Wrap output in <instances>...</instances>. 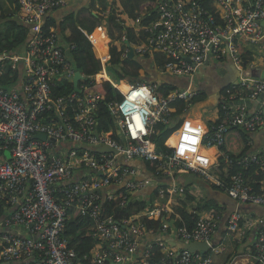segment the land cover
<instances>
[{
    "label": "built area",
    "instance_id": "1",
    "mask_svg": "<svg viewBox=\"0 0 264 264\" xmlns=\"http://www.w3.org/2000/svg\"><path fill=\"white\" fill-rule=\"evenodd\" d=\"M155 1L153 20H144V15L136 18L140 25L137 36L141 40L130 42L123 33L120 40L126 46L123 59L128 58L129 45L137 57L159 52L169 58L160 73L192 78L213 60L232 59L242 65L236 42L247 47L264 40V0H213L218 4L215 12L198 0ZM18 3L19 18L31 27L33 36L23 50L15 52L0 44V206L4 201L13 209L0 219V264H81L76 250L62 235L68 206L78 196H81L78 206L94 221L95 264H151L155 245L163 250L161 259L166 263L215 264L210 254L178 249L166 239L171 237L172 241L184 243L204 241L211 245L214 216H199L193 229L179 226L170 230L165 225L157 230L148 228L142 218L154 220L174 215L167 206L146 205L121 220L113 216L104 218L100 213L103 198H113L119 189L126 191L121 204L130 199L142 201L147 183L138 179L139 168L127 162L161 159V147L154 140L158 123L168 125L173 103L192 99L196 91L173 87L159 95L161 83L157 81L115 82V74L109 72L111 39L107 50L101 52L91 40L93 33L82 29L96 47L102 67L91 76L81 72L79 91L73 87L70 92L56 94L60 83L70 82L79 71L72 62L75 45L65 44L56 28L50 27L49 31L44 28L49 16L62 9L66 0H18ZM12 70H19L18 77L7 78ZM97 77L110 82L123 95L121 100L115 97L106 103L120 139L114 138L112 131L100 129L97 110L105 96L92 88ZM121 82H127L125 89L119 87ZM234 88L236 93L225 97L224 103V116L229 122L215 125L211 137L208 132L201 137L208 146L222 147L227 130L234 125L248 131L264 128V100L251 115L243 102L236 103L234 108L228 105L235 97L256 100L264 92V79L243 76ZM37 134H45L47 139H39ZM66 143L79 147H67ZM101 145L110 146L117 153L96 152L95 147ZM81 146L85 149L79 155ZM194 155L183 159L176 152L167 154L160 171L192 170L211 178L209 169L203 165L205 158ZM226 161L235 163L228 156ZM250 163L263 172L259 190L248 184L244 173L239 171L232 175L226 191L239 203L264 206V150L247 153L237 161L242 168ZM84 165L94 175L81 178L78 170ZM58 192L60 195L56 196ZM158 192L161 198L167 197L170 205L174 194H183L186 189L172 185L160 187ZM229 222L233 232L256 225L241 211L232 214ZM226 264H264V227L246 253L231 257Z\"/></svg>",
    "mask_w": 264,
    "mask_h": 264
},
{
    "label": "trees",
    "instance_id": "2",
    "mask_svg": "<svg viewBox=\"0 0 264 264\" xmlns=\"http://www.w3.org/2000/svg\"><path fill=\"white\" fill-rule=\"evenodd\" d=\"M9 1L11 9L5 10L0 0V44L9 51L15 52L26 46L30 34L32 33V29L24 23L21 18H19L20 7L18 0ZM198 1L203 2L206 7L215 12L213 0ZM97 3L99 6H96ZM155 8V0H91L86 6L76 11H72L62 20L59 34L65 44L75 45V49L72 53V62L75 64V67L86 76H91L99 72L102 65L96 47L83 33L82 29H85L92 34L101 26H108V34L111 38L109 49L111 55V59L109 61V72L114 73L117 78L125 80L128 79L132 83L147 80L149 81L150 78L146 71L142 69L140 62L130 59H121L124 49L126 48L125 44L120 41L123 33H126L130 42L138 43L141 38L137 36L133 28L126 27L118 15L127 14L131 18H137L140 15H144V20L148 21L153 20L156 17ZM44 26L46 31H49L50 27H54L56 28V31H58L57 23L52 16H49ZM68 29L70 30L69 33H67ZM98 33H103V30L99 29L93 34V36H96ZM236 46L241 55L242 66H249L255 60L252 51L245 47V45H243L240 41L236 42ZM147 57L154 58L156 68L160 71L164 70V63L169 60L167 55H163L159 52H156L153 56L147 55ZM129 66L131 67L130 69ZM18 75L19 70H12L9 73V76H13V78L18 77ZM119 87L121 89H125L127 87V82H121ZM173 87L176 86L169 83H161L158 94L160 95L166 91H170ZM92 88L97 92L103 93L105 96V99L97 110V118L99 120L100 129L103 131H112V136L120 139V135H118V132L116 131L114 118L111 115L106 103L115 97L121 100L123 95L115 89L110 82L100 77L96 78V83L92 85ZM72 89L73 83L64 81L60 83V88L57 89L56 94L67 93L72 91ZM234 93H236V88L230 86L224 89L222 96L228 97ZM199 96H194L190 100H176L173 103L174 111L171 113L170 123L168 125L162 122L158 123L156 127L157 134L154 136V140L162 146L160 150L163 155L173 151V149L163 146V142L178 128V125L180 126L181 123L183 124L186 110L200 100L201 97ZM224 103L220 106V117L224 116ZM219 121H217V123ZM212 126L213 123L209 122L208 127L211 128ZM210 134L211 133L209 132L208 135ZM226 134L225 142L222 146V152L226 154L225 160L228 156L229 158L234 159L235 163L229 165V163L226 162L227 165L230 166V171L227 174H224L222 168L225 165L222 161L224 157H222L219 163L214 167V173L220 174L222 179H225L223 180L225 184H228V188L231 183L232 175L242 171L247 183L252 185L254 189L259 190V183L263 179V172L259 169V167L254 163H250L248 166L243 168L241 165L237 164V161L248 153L250 148L249 134L243 128L238 126L229 128ZM79 149V155H81L84 148ZM160 160L161 159L157 160V162H146L149 169L152 172H155L157 176L162 175V172L157 169L159 165L158 161ZM187 172L189 173H186L185 176H190L192 174H196L198 176V173L195 171L189 170ZM125 193L126 191L124 189H119L116 192L115 199L101 201L100 213L102 217L108 218L109 216H113L117 220L129 218L131 215L137 213L141 210V208L147 205L144 201H136L133 199L121 204V199ZM58 195H60V192L56 194V196ZM58 200H60V197H58ZM195 201L196 196L192 194L190 189L183 194L176 193L173 196V202L177 203L176 205H178V208L183 209L182 217H178L176 215L165 217L163 215L154 220L142 218V222L148 228H154L157 230H161L165 225L166 227H169L170 230L179 226H185L188 229H193L199 219L198 213L203 210L211 212L213 208L211 201H201L198 204L197 210L188 212L187 207L192 205ZM80 202L81 196H78L75 201L68 206V219L65 223L66 225L62 235L68 239L69 246L76 250L81 264H95L94 248L96 239L93 235L94 221L89 214L83 213L82 209L78 206ZM11 210H13L12 206L6 205L4 201H2L0 206V219ZM163 255L164 252L160 246L155 245L150 259L151 264H172L170 262L166 263L162 261L161 258ZM207 255L208 253L204 256Z\"/></svg>",
    "mask_w": 264,
    "mask_h": 264
},
{
    "label": "crops",
    "instance_id": "3",
    "mask_svg": "<svg viewBox=\"0 0 264 264\" xmlns=\"http://www.w3.org/2000/svg\"><path fill=\"white\" fill-rule=\"evenodd\" d=\"M90 1L91 0H75L73 4H71L70 0H66V5L62 9H58L53 12V14H51L52 18L57 23L58 34L60 33V25L62 20L72 11H76L86 6ZM1 4L5 10L11 9L9 0H1ZM96 6H99L98 3L96 4ZM214 7H218V4L215 2ZM118 17L126 27L133 28L136 34L139 33L140 25L136 21V18H131L127 14H119ZM99 29L105 31L103 26ZM69 32L70 30L68 29L67 33ZM105 33H98L96 36H93L92 34L91 36L93 44H95V46L101 52H105L107 50L108 38L107 36H105ZM99 37H103L106 39L104 48H101L103 44L101 45L96 43V39ZM247 48L252 51L253 56L255 57V60L247 67L237 65L232 59H226L223 61L213 60L206 66L200 68V70L192 78L167 74L171 77L169 84L174 85L178 88H191L192 90L196 91L195 97L200 95L199 97L201 98L196 104L191 105V107L186 110L184 114L185 119L183 120L184 122L181 127L175 130L176 132L173 131V133L163 142V146L171 148L173 149V151L168 152L161 157V160L158 161L159 165L157 169L159 171L161 166L166 163L167 159L165 158V156L167 154L176 152L180 158L185 159L186 157L194 158V154L196 153L205 158L203 160V165L207 167L206 169H209L210 175L212 176L211 178L206 179L199 174L198 176L196 174L185 176L186 173L189 172H165L162 173L161 176H157L155 172H152L149 169L146 163L147 161L152 160L132 159L127 162L128 165L139 168L140 174L138 176V179L147 183V186L145 187L146 189H144V191L142 192V194L144 195L142 201L146 202V204L150 205L152 208L167 206L170 211L172 209L174 215L182 217L183 209L178 208V205H176L177 203L175 202H172L169 205L170 201L167 200V197L161 198L158 192V189L160 187H163L164 189L172 185L183 187L186 189V191L188 189L191 190L192 186L191 192L196 196V201L192 205L187 207L188 212L197 210L199 201L212 202V214H210L207 210H203L199 212L198 215L203 216L201 218H205L206 215L215 217L216 225L211 240V248L207 252L208 255L210 254L215 264H226L231 257L236 255H243L244 253H246L249 248L252 247L253 241L256 239L260 229L264 227V206L251 203H239L228 195L226 191L228 184H225V179L223 178V180L220 174H216L213 171L214 167L219 163L222 157H224L222 161L225 165L222 168L223 173L227 174L230 171V164L227 165V159L225 160L226 154L222 152V147H216L215 145L208 146L207 143H203L201 138L203 133L205 132H210L211 137L214 134L215 125L229 122V119L225 118V116L220 117V106L225 102V97L222 96L224 89L230 86H236L243 76L264 79L260 77V72L262 69H264V40L256 46L248 45ZM20 50H23V47ZM136 57L137 56L135 55V58ZM121 59L125 60L122 57ZM139 62L142 69L145 70L148 74L150 78L149 81H157L159 83H163L161 79L157 80L156 78H154L153 73L158 69L156 68L153 57L150 58L147 56H139ZM6 77L10 78L9 75H7ZM74 77L69 80L73 83V87ZM238 102H243L246 105V111L248 115L253 114L257 107L261 104L258 99L243 101V98L235 97L231 99L228 105L232 106L231 108H234L236 103ZM217 121L219 122L217 123ZM209 122L213 123V126L211 128L208 127ZM238 127L243 128L249 134L250 148L248 150V153L264 150V128L258 129L256 131H248L242 126ZM66 146L72 148L79 147L78 144L74 143H66ZM81 147L85 149L84 146ZM78 171L81 178L88 177V175L92 173V171L85 165ZM91 175H94V173H92ZM163 176H170L171 183L159 179ZM115 197L116 193L111 199H115ZM107 199L108 198H103L104 201ZM240 211L247 218H252L256 222V225L252 229H248L246 231L243 230L233 232L229 227V221L232 214ZM171 242L177 243V241L170 240V242L168 241V243L180 249L177 244H173Z\"/></svg>",
    "mask_w": 264,
    "mask_h": 264
},
{
    "label": "water",
    "instance_id": "4",
    "mask_svg": "<svg viewBox=\"0 0 264 264\" xmlns=\"http://www.w3.org/2000/svg\"><path fill=\"white\" fill-rule=\"evenodd\" d=\"M33 36V30H32V33L30 34V37L28 39V41L32 38ZM128 58L129 59H135V53H134V49L131 45H129V52H128ZM154 78H156L157 80L158 79H161L163 81V83H170V76L169 75H163L160 73L159 70H155L154 73ZM260 77L261 78H264V69L261 70L260 72ZM83 78V75L81 73V71H77L76 74H75V77H74V89L79 91V80ZM154 79V80H156ZM258 101H263L264 100V92L262 94H260V96L257 98ZM263 116H264V111H263ZM37 138L39 139H47V136L45 134H37L36 135ZM95 150L97 152H116L117 153V150H115L114 148L110 147V146H106V145H101V146H97L95 147ZM8 156H10V153H7ZM100 175H103V172L100 171L98 172ZM160 180H165V181H168L171 183V177L170 176H163V177H160L159 178ZM166 239H168L169 241L171 239V237H166ZM173 244H177L180 248L182 249H187L189 251H192V252H197V251H200L202 255H205L211 248V245L208 243V242H202V241H193L191 243H184L182 241H179L177 243H174V242H171Z\"/></svg>",
    "mask_w": 264,
    "mask_h": 264
},
{
    "label": "rangeland",
    "instance_id": "5",
    "mask_svg": "<svg viewBox=\"0 0 264 264\" xmlns=\"http://www.w3.org/2000/svg\"><path fill=\"white\" fill-rule=\"evenodd\" d=\"M71 1V4H73V2L75 1V0H70ZM102 27V26H101ZM104 27V30L105 31H103L104 33H105V36H107V38H108V41H109V39H111L110 38V36H109V34H108V30H109V27L108 26H103ZM99 38H101L102 40H105V43H106V39L105 38H103V37H99ZM97 40H98V38L96 39V43H97ZM129 59V58H128ZM130 60H133V61H136V62H139V57H136L135 59H130ZM131 67L129 66V69H130ZM114 74V73H113ZM161 74H163V75H167L168 73H161ZM115 82H120L119 80H120V78H117V76L115 77V79H113ZM126 80H128V79H126ZM129 81V80H128ZM131 83V82H130ZM120 84V83H119ZM184 122V121H183ZM182 124V123H181ZM181 124H180V126L178 125L177 127V129H179L180 127H181ZM176 129V130H177ZM174 227V226H173Z\"/></svg>",
    "mask_w": 264,
    "mask_h": 264
},
{
    "label": "bare ground",
    "instance_id": "6",
    "mask_svg": "<svg viewBox=\"0 0 264 264\" xmlns=\"http://www.w3.org/2000/svg\"><path fill=\"white\" fill-rule=\"evenodd\" d=\"M97 31V30H96ZM102 42V43H101ZM97 44H103V46H101V48L103 47L104 48V44H105V40H102L101 38H98V40H97Z\"/></svg>",
    "mask_w": 264,
    "mask_h": 264
},
{
    "label": "clouds",
    "instance_id": "7",
    "mask_svg": "<svg viewBox=\"0 0 264 264\" xmlns=\"http://www.w3.org/2000/svg\"><path fill=\"white\" fill-rule=\"evenodd\" d=\"M148 81V80H147ZM130 82V81H129Z\"/></svg>",
    "mask_w": 264,
    "mask_h": 264
}]
</instances>
